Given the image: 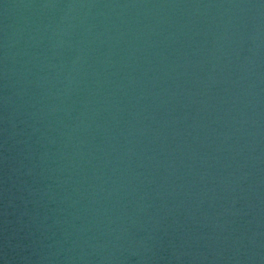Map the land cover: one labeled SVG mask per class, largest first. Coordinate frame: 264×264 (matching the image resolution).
Instances as JSON below:
<instances>
[{"label":"water","instance_id":"95a60500","mask_svg":"<svg viewBox=\"0 0 264 264\" xmlns=\"http://www.w3.org/2000/svg\"><path fill=\"white\" fill-rule=\"evenodd\" d=\"M0 264H264V0H0Z\"/></svg>","mask_w":264,"mask_h":264}]
</instances>
